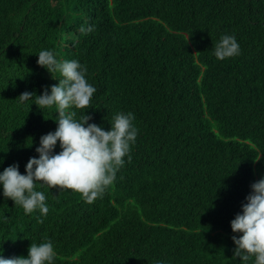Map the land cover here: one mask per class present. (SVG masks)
Returning <instances> with one entry per match:
<instances>
[{"label": "trees", "instance_id": "trees-1", "mask_svg": "<svg viewBox=\"0 0 264 264\" xmlns=\"http://www.w3.org/2000/svg\"><path fill=\"white\" fill-rule=\"evenodd\" d=\"M224 34L240 53L218 60ZM44 49L87 68L96 92L76 119L109 130L132 112L139 131L91 204L38 186L47 216L26 215L0 188V255L51 240L54 264H240L230 221L264 175V0H0V171L24 174L57 127L54 108L19 102L59 82Z\"/></svg>", "mask_w": 264, "mask_h": 264}, {"label": "clouds", "instance_id": "clouds-1", "mask_svg": "<svg viewBox=\"0 0 264 264\" xmlns=\"http://www.w3.org/2000/svg\"><path fill=\"white\" fill-rule=\"evenodd\" d=\"M94 28L85 21L79 33L87 35ZM239 53L240 45L234 35H222L214 46V56L218 60ZM37 54V64L48 70L53 78H59V82L45 88L40 95L23 92L19 95V102L31 100V104L35 103L43 111L54 108L58 113L54 119L57 127L41 135L35 148L38 157L28 159L24 174L19 171L18 163L0 171V188L3 197L11 198L26 215L38 211L44 217L49 208L45 193L38 190V186L72 190L79 193L85 203H93L114 182L115 173L128 156L139 130L133 124L135 116L132 112L116 113L110 120L109 130L89 123L91 116L85 112L79 120L76 119L75 109L89 108L96 92L86 79V66L76 59L59 60L48 49ZM53 73H59V76ZM58 141L60 151L56 152ZM32 143L31 140L26 146ZM250 188L246 202L241 204L242 211L230 221L232 232L240 234L231 237L235 245L233 259L239 257L240 264H247L250 259L252 264H264V175ZM55 258L54 245L48 240L31 243L26 257L4 258L0 255V264H54Z\"/></svg>", "mask_w": 264, "mask_h": 264}]
</instances>
